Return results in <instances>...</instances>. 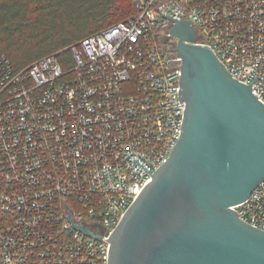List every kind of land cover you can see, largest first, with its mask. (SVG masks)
<instances>
[{
	"label": "built area",
	"instance_id": "2783aa9c",
	"mask_svg": "<svg viewBox=\"0 0 264 264\" xmlns=\"http://www.w3.org/2000/svg\"><path fill=\"white\" fill-rule=\"evenodd\" d=\"M135 3L69 63L15 71L0 52V264H108L106 239L181 135L177 21L264 104V0ZM232 209L263 231L264 180Z\"/></svg>",
	"mask_w": 264,
	"mask_h": 264
},
{
	"label": "water",
	"instance_id": "95a60500",
	"mask_svg": "<svg viewBox=\"0 0 264 264\" xmlns=\"http://www.w3.org/2000/svg\"><path fill=\"white\" fill-rule=\"evenodd\" d=\"M169 32L182 60L181 135L106 239L108 264H264V230L232 209L264 180V104L195 44L190 21Z\"/></svg>",
	"mask_w": 264,
	"mask_h": 264
},
{
	"label": "trees",
	"instance_id": "16d2710c",
	"mask_svg": "<svg viewBox=\"0 0 264 264\" xmlns=\"http://www.w3.org/2000/svg\"><path fill=\"white\" fill-rule=\"evenodd\" d=\"M135 2L0 0V52L15 71L49 54L57 55L64 64L69 63L72 46L125 20L134 13Z\"/></svg>",
	"mask_w": 264,
	"mask_h": 264
},
{
	"label": "rangeland",
	"instance_id": "374dc122",
	"mask_svg": "<svg viewBox=\"0 0 264 264\" xmlns=\"http://www.w3.org/2000/svg\"><path fill=\"white\" fill-rule=\"evenodd\" d=\"M131 16V15H130Z\"/></svg>",
	"mask_w": 264,
	"mask_h": 264
}]
</instances>
